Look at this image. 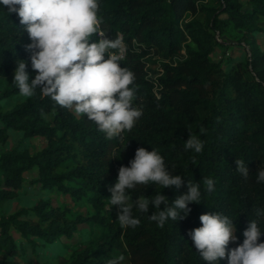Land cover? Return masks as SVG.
I'll return each mask as SVG.
<instances>
[{
	"label": "trees",
	"instance_id": "16d2710c",
	"mask_svg": "<svg viewBox=\"0 0 264 264\" xmlns=\"http://www.w3.org/2000/svg\"><path fill=\"white\" fill-rule=\"evenodd\" d=\"M99 15L102 30L124 41L121 66L135 75L134 106L143 114L131 131L108 139L86 116L58 106L39 89L8 110L0 108L1 143L9 129L21 132L22 139H44L39 149L17 144L0 153V212L25 186L62 198L56 205L38 198L30 207L0 213V264H31L20 259L21 250L33 252L92 224L97 229L65 264H106L114 256H123L118 264H209L188 237V230L200 225V214L220 210L235 219L239 241L229 245L234 247L254 209L264 207V183L255 179L264 162V47L257 42L264 33V0H100ZM228 29L241 31L238 43L248 54L225 68L213 53L224 45L218 36ZM28 42L18 16L5 6L1 78H13L17 60L29 58ZM27 70L34 77L30 60ZM18 93L11 79L0 100ZM190 133L203 141L202 152L183 150ZM140 146L158 149L182 175L180 189L162 190L169 199L187 190L188 179L200 180L204 201L190 203L187 217L160 227L148 218L150 206L149 214L134 209L137 226L122 228L118 206L109 210V186ZM236 159L248 163L249 177L235 170ZM33 170L35 177H28ZM209 176L213 193L203 187ZM154 190L161 187L138 186L133 198ZM85 204L90 212H81ZM260 220L264 226V217Z\"/></svg>",
	"mask_w": 264,
	"mask_h": 264
},
{
	"label": "clouds",
	"instance_id": "9594fccd",
	"mask_svg": "<svg viewBox=\"0 0 264 264\" xmlns=\"http://www.w3.org/2000/svg\"><path fill=\"white\" fill-rule=\"evenodd\" d=\"M5 6L8 14L18 16L29 37L24 44L29 58L17 60L12 78L20 95L32 97L39 89L58 106L86 116L108 139L133 129L143 114L134 106L135 75L127 66H121L126 50L122 37L110 38L102 30L100 0H0V10L4 11ZM93 35L97 39H92ZM29 60L34 77L27 70ZM183 150L200 153L203 141L190 133ZM235 163V170L249 177L248 163L243 159ZM261 165L255 176L257 183H264ZM183 184L182 175L158 149L140 146L127 165L119 166L115 182L109 186V210L118 206L116 219L122 228H128L140 223L134 209L149 214L151 206L154 210L148 218L164 227L169 220L187 217L190 203L204 201L200 180L188 179L187 190L174 199L162 192L166 187L180 189ZM141 185L146 189L159 185L161 190L133 198ZM203 187L207 193L215 192L214 178L205 177ZM262 217L264 207H256L254 218L243 230L242 242L234 247L229 245L239 241L235 219L220 210L200 214V225L189 229L188 237L202 261L209 264H221V260L227 264H264ZM122 259L114 256L106 264H118Z\"/></svg>",
	"mask_w": 264,
	"mask_h": 264
},
{
	"label": "rangeland",
	"instance_id": "374dc122",
	"mask_svg": "<svg viewBox=\"0 0 264 264\" xmlns=\"http://www.w3.org/2000/svg\"><path fill=\"white\" fill-rule=\"evenodd\" d=\"M264 26V18H261ZM240 30L228 29L222 35L218 36V41L224 42L222 47L216 48L213 53V58L217 61L223 60V67L228 68L235 63L241 61L243 57L248 54V50L244 45L238 43L240 37ZM257 42L260 48L264 47V33L257 37ZM227 60V61H226ZM11 77H0V91L8 84ZM26 97L15 94L6 99L0 100V108L8 110L12 108L16 103L23 101ZM22 140V142H21ZM44 143V139L41 137H33L28 139H22V133L9 129L7 131V140L5 143L0 142V153L3 150L11 148L17 144H23L21 148H27L32 150L33 148L39 149ZM28 177L33 178L36 175V171H30L26 174ZM38 198H49L51 202L56 205L61 203L62 198L60 195H56L50 192H41L34 186H25L22 192L13 199L5 201L0 213L8 215L12 212L20 210L24 207L32 206ZM90 212V206L85 204L81 208V212ZM97 229L95 224L90 227L84 225L77 233L71 238L59 237L54 242L46 244L44 247H38L35 251H31L29 248L21 250L20 259L31 264H65L69 261L72 254L81 248L88 237Z\"/></svg>",
	"mask_w": 264,
	"mask_h": 264
},
{
	"label": "built area",
	"instance_id": "2783aa9c",
	"mask_svg": "<svg viewBox=\"0 0 264 264\" xmlns=\"http://www.w3.org/2000/svg\"><path fill=\"white\" fill-rule=\"evenodd\" d=\"M122 55H123V53H122Z\"/></svg>",
	"mask_w": 264,
	"mask_h": 264
}]
</instances>
